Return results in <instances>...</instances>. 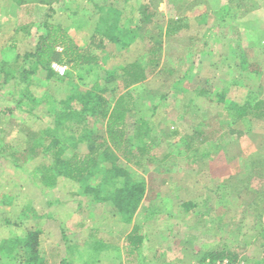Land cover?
<instances>
[{
    "label": "rangeland",
    "instance_id": "rangeland-1",
    "mask_svg": "<svg viewBox=\"0 0 264 264\" xmlns=\"http://www.w3.org/2000/svg\"><path fill=\"white\" fill-rule=\"evenodd\" d=\"M109 1L122 10L121 24L139 28L131 45L107 42L98 51L100 64L74 71L62 61L70 72L64 77L47 79L41 72L31 85L38 101L22 107L14 102L23 85L4 82L0 74V142L9 145L0 154V241L25 227L40 228L39 247L50 264L65 256L91 264L95 238L109 247L94 256V264H207L209 258L201 259L215 249L236 254L215 264H264V119L238 118L233 109L234 103L264 100V0ZM46 13L80 47L88 44L101 14L93 0H0V60L14 65L17 54L34 49ZM243 57L247 69L240 65ZM133 61L148 74L122 90L133 95L129 122L144 121L151 132L141 136L137 127H127L131 160L119 152L120 162L147 186L126 223L111 204L94 207L74 181L62 178L50 188L37 183V166L48 159L24 158L22 152L28 132L53 125L50 100L70 76L85 88L98 83L114 101L121 81L110 73ZM202 88L210 94H201ZM216 93H224V100ZM90 121L95 133L105 135L104 121ZM143 137L150 146L141 157ZM134 226L145 240L131 255L125 240ZM64 232L73 239L70 246ZM20 262L0 255V264Z\"/></svg>",
    "mask_w": 264,
    "mask_h": 264
},
{
    "label": "trees",
    "instance_id": "trees-1",
    "mask_svg": "<svg viewBox=\"0 0 264 264\" xmlns=\"http://www.w3.org/2000/svg\"><path fill=\"white\" fill-rule=\"evenodd\" d=\"M14 1L19 4L35 1L51 5L57 0ZM93 3L101 14L95 32L84 47H80L60 24L51 22L50 14L46 13L39 25L34 49L23 55L17 54L15 66L7 60H0V74L4 76V82L16 79L23 85L14 102L16 107L24 106L27 100L32 104L38 101L31 90L36 75L45 72L47 79L54 75L64 77L53 69V61L70 63L72 71L98 65L101 61L98 51L103 50L107 42L126 48L137 39L140 34L139 28L121 24L122 10L114 2L105 0L101 3L93 0ZM13 45L16 47L15 43ZM58 46L62 47L61 51L58 50ZM157 53V50H153V54L156 55L152 59L154 65H157L160 59ZM240 65L243 69L249 67L244 57ZM250 71L259 72L252 68ZM69 73L68 70L66 74ZM110 74L112 78L118 76L121 81V86H118L119 94L114 101L105 95L106 89L98 83L92 88H85L74 79V76H70L64 90L59 96L55 95L50 100L53 125L40 132H28L27 147L22 153L24 158L43 154L48 159L37 166L35 171L37 183L50 188L57 185L62 178L74 181L79 184L81 192L90 198L94 207L109 203L124 222L131 223L145 196L147 186L143 178L136 179L120 162L119 152L126 154L127 159L131 160L132 157L130 158L127 152L128 128L137 127L141 136L149 137L151 126L146 125L144 121L129 122L130 107L134 103L133 95L128 90L122 93V90L146 79L148 72L143 63L133 61L124 65L119 72L116 70L115 74ZM200 93L208 95L210 90L202 88ZM224 95V93H216L214 97L223 101ZM30 107L32 108L31 105ZM233 109L238 118L251 114L253 117L264 119V100H258L253 104L248 101L243 105L234 103ZM92 118L106 123L105 135L95 133L90 121ZM212 136H207L204 140ZM141 141L142 144L137 147V151L141 157H144L149 153L150 143L144 137ZM84 145L86 148H83ZM193 145L192 137L187 147L190 149ZM7 148L9 145L0 142V154ZM148 159L155 161L154 156ZM40 234V228L25 227L22 233H14L3 238L0 241V255L19 258L21 260L19 264H50L40 250ZM144 240L145 234L140 231L139 226H134L125 240L128 254L133 255L139 251ZM64 241L70 246L73 239L64 232ZM90 247L95 253L91 262L94 264L97 261L95 257L109 245L103 239L95 238L91 240ZM235 255L229 249H215L206 253L201 260L209 258L212 263L218 260L223 262L224 258L233 259ZM58 264H74V262L69 256H65Z\"/></svg>",
    "mask_w": 264,
    "mask_h": 264
},
{
    "label": "built area",
    "instance_id": "built-area-1",
    "mask_svg": "<svg viewBox=\"0 0 264 264\" xmlns=\"http://www.w3.org/2000/svg\"><path fill=\"white\" fill-rule=\"evenodd\" d=\"M60 46H58V50H62V47L61 49L59 48ZM52 67L53 69L56 71L57 74L59 75H65L66 72H67V66L58 62V61H53L52 62ZM207 264H215V263H212L209 259L207 260Z\"/></svg>",
    "mask_w": 264,
    "mask_h": 264
},
{
    "label": "crops",
    "instance_id": "crops-1",
    "mask_svg": "<svg viewBox=\"0 0 264 264\" xmlns=\"http://www.w3.org/2000/svg\"><path fill=\"white\" fill-rule=\"evenodd\" d=\"M6 238V237H5Z\"/></svg>",
    "mask_w": 264,
    "mask_h": 264
}]
</instances>
